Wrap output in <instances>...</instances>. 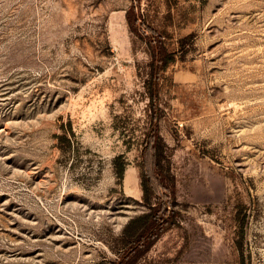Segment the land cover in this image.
Instances as JSON below:
<instances>
[{
	"label": "rangeland",
	"instance_id": "rangeland-1",
	"mask_svg": "<svg viewBox=\"0 0 264 264\" xmlns=\"http://www.w3.org/2000/svg\"><path fill=\"white\" fill-rule=\"evenodd\" d=\"M134 6L0 0V264L117 260L125 224L147 210L139 161L154 48L174 58L159 71V124L179 216L133 264H240V206L245 262L264 264V0ZM129 10L162 42L139 21L132 29Z\"/></svg>",
	"mask_w": 264,
	"mask_h": 264
},
{
	"label": "trees",
	"instance_id": "trees-1",
	"mask_svg": "<svg viewBox=\"0 0 264 264\" xmlns=\"http://www.w3.org/2000/svg\"><path fill=\"white\" fill-rule=\"evenodd\" d=\"M139 1L133 0L135 2L134 9L138 8ZM131 13V10H129L126 15L129 26L132 29H135L134 24L138 21L142 26L145 24L141 17H137L134 12L131 18ZM144 30L154 37L153 43L155 45L158 44L157 42H162V36L155 28L145 24ZM154 49L150 63L151 71L145 81L148 97V125L145 127L143 136L140 139L139 161L142 202L147 210L130 218L125 224L122 234L123 247L119 250L117 260L113 264H133L167 229L178 225L177 217L179 216V211L174 208L176 183L169 169V160L165 152L166 144L161 135L159 124L160 116L163 112L160 98L159 71L165 68L174 58L164 49L163 51ZM115 117L118 118L117 115ZM115 128L119 129L122 134L127 129L124 121H121L120 124L117 122V127ZM70 132L72 131L70 130ZM58 137L70 144V138L66 134ZM123 143L129 149L134 142L128 136L123 139ZM127 164L128 161L124 152L116 155L113 159L116 181L120 185H122ZM242 208L243 206H240L235 215L241 230L235 243L240 252V264H246L242 246L244 222L243 218H241L242 215H240Z\"/></svg>",
	"mask_w": 264,
	"mask_h": 264
},
{
	"label": "bare ground",
	"instance_id": "bare-ground-1",
	"mask_svg": "<svg viewBox=\"0 0 264 264\" xmlns=\"http://www.w3.org/2000/svg\"><path fill=\"white\" fill-rule=\"evenodd\" d=\"M125 180H127V181L130 180V175H129V174H127V178H126ZM136 180H137V179H136ZM137 182H138V180H137Z\"/></svg>",
	"mask_w": 264,
	"mask_h": 264
}]
</instances>
